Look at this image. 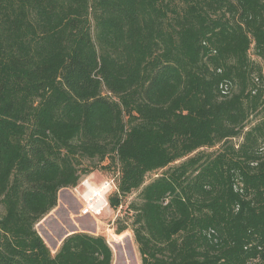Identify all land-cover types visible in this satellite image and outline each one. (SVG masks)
<instances>
[{"label": "trees", "instance_id": "obj_1", "mask_svg": "<svg viewBox=\"0 0 264 264\" xmlns=\"http://www.w3.org/2000/svg\"><path fill=\"white\" fill-rule=\"evenodd\" d=\"M184 1L0 0V264H113L37 225L115 152L142 264H264V0Z\"/></svg>", "mask_w": 264, "mask_h": 264}, {"label": "rangeland", "instance_id": "obj_2", "mask_svg": "<svg viewBox=\"0 0 264 264\" xmlns=\"http://www.w3.org/2000/svg\"><path fill=\"white\" fill-rule=\"evenodd\" d=\"M163 3H165V0H163ZM172 3H175L174 5H177L180 9L187 6L184 0H172ZM253 46L249 49L250 57L252 61L261 65L264 73V61L257 55L255 47ZM0 92H2L0 96H2L1 98H3L4 102L14 97H21L23 98V105L26 106L25 102L28 103V101L31 102L34 99V97H31V92L27 88L16 89L9 85L4 68H0ZM104 93L112 96L107 91ZM113 99L118 100V98ZM259 113L263 116L264 109H260ZM135 119V115L125 116L128 127L127 132L131 130V125L135 122ZM78 168L80 173L79 185L76 187L64 188L60 191L58 206L55 208L52 216L43 222L37 230H40L45 237L47 236L45 233L50 232L49 234H52L56 239H59L62 234L69 231H85L92 234L103 235L107 238L113 249V264H142L141 254L131 226L133 213L128 209L129 203L136 198V193L124 197L121 206L118 208L108 204L101 214H83L82 212L85 200L81 198L80 194L85 191V187L82 183L86 179L94 186H101L103 182L109 179H115L116 183L119 181L121 163L118 153L115 152L107 155L104 159L96 163L82 160L78 164ZM152 177L153 174L150 178ZM106 199L108 200V195ZM2 210L4 209L2 205H0V212ZM123 222L128 224L129 227L122 234H119L122 238L119 240L118 235L116 236V234H118L116 230L120 223L122 224ZM48 241L50 246L54 245L52 239H48Z\"/></svg>", "mask_w": 264, "mask_h": 264}, {"label": "built area", "instance_id": "obj_3", "mask_svg": "<svg viewBox=\"0 0 264 264\" xmlns=\"http://www.w3.org/2000/svg\"><path fill=\"white\" fill-rule=\"evenodd\" d=\"M82 184L85 187V191L80 194L81 198L85 200L82 210L83 214H101L109 204V196L117 189L116 180L109 179L103 182L101 186H94L88 179H86ZM92 188L99 189L98 193L102 196H97ZM107 195L108 200L106 199Z\"/></svg>", "mask_w": 264, "mask_h": 264}, {"label": "crops", "instance_id": "obj_4", "mask_svg": "<svg viewBox=\"0 0 264 264\" xmlns=\"http://www.w3.org/2000/svg\"><path fill=\"white\" fill-rule=\"evenodd\" d=\"M54 210H55V209H54ZM54 210H53L51 213H49V214H48V215L42 220V222H40V223L37 225V229H38L39 226H41V225L43 224V222H45L48 218H50V217L52 216ZM38 231H39V233L41 234V236L44 238V240H45V242L48 244V246L51 247V250H52L54 253L59 249V247H60L62 241L65 239V237H67L69 234H71V233L74 232V231L66 232V233L62 234V236H61L59 239H56V238H54V237L52 236V234H49L50 232H48V233L46 232L45 235H47V236L45 237V236L42 235V233H41L40 230H38ZM74 233H75V232H74ZM48 239H49V240L52 239V240L54 241V245H53V246H50Z\"/></svg>", "mask_w": 264, "mask_h": 264}, {"label": "bare ground", "instance_id": "obj_5", "mask_svg": "<svg viewBox=\"0 0 264 264\" xmlns=\"http://www.w3.org/2000/svg\"><path fill=\"white\" fill-rule=\"evenodd\" d=\"M94 191H95V194H97V196H102L100 193H98L99 191V189H94V188H92ZM101 203V202H100ZM118 235V237H119V240H121L122 238H121V235L119 236V234H116V236ZM116 241V240H115Z\"/></svg>", "mask_w": 264, "mask_h": 264}, {"label": "water", "instance_id": "obj_6", "mask_svg": "<svg viewBox=\"0 0 264 264\" xmlns=\"http://www.w3.org/2000/svg\"><path fill=\"white\" fill-rule=\"evenodd\" d=\"M74 233V232H73Z\"/></svg>", "mask_w": 264, "mask_h": 264}]
</instances>
